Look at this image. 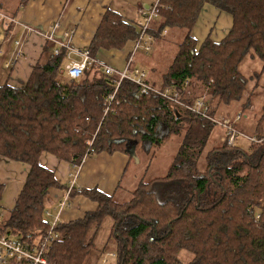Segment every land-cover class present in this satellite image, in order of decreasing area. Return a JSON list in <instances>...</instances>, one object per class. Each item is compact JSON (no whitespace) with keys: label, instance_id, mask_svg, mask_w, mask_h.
Returning <instances> with one entry per match:
<instances>
[{"label":"trees","instance_id":"16d2710c","mask_svg":"<svg viewBox=\"0 0 264 264\" xmlns=\"http://www.w3.org/2000/svg\"><path fill=\"white\" fill-rule=\"evenodd\" d=\"M159 3L152 24L157 30H182L185 36L164 73L156 77L150 69L146 82L179 91L184 106L139 95V87L127 79L115 92L117 78L108 77L98 64L81 79H69L66 50L55 56L57 46L50 40L45 59L26 82L0 85V160L30 168L8 219L0 220V236L32 249L51 227L45 218L50 190L64 187L53 170L41 165L43 154L69 163L76 172L85 159L103 152L128 153L130 165L148 158L163 141L180 139L167 174L141 179L127 203L97 189H72L71 197L82 195L98 207L83 219L55 225L57 238L42 251L49 264H85L107 217L113 221L114 264H264V107L251 134L259 143L241 148L223 141L210 151L214 124L186 108L207 96L208 115L215 117L220 107L241 104L225 118L232 123L242 115L234 122L240 131L254 106L251 83L257 87L264 75V0ZM205 5L230 14L233 26L221 42L207 38L198 46L191 33ZM139 32L138 23L108 7L88 47L90 55L96 60L102 50L133 47ZM246 58L260 60L262 69L244 76L240 67ZM182 250L193 254L190 262L179 260ZM7 264L20 263L8 256Z\"/></svg>","mask_w":264,"mask_h":264},{"label":"crops","instance_id":"0c3cea01","mask_svg":"<svg viewBox=\"0 0 264 264\" xmlns=\"http://www.w3.org/2000/svg\"><path fill=\"white\" fill-rule=\"evenodd\" d=\"M1 1L0 85L8 82L15 87L26 82L34 66L45 59L44 49L48 41L46 36L52 35L60 41L70 39L76 46L88 48L108 7L121 13L127 20L138 23L142 20L140 10H148L157 2V0H30L23 4L18 0V4L5 5L7 0ZM232 26L233 18L230 14L212 5H205L191 35L198 46L207 38L219 43L227 37ZM152 30H157L156 23L152 24ZM173 32L172 38H175V41L178 33L183 40L185 36L183 32L167 28L156 31L157 51L159 47L163 48L173 42V39L172 41L169 39ZM66 33L69 35L68 38L64 37ZM132 48L127 44L121 51L102 50L97 54L96 60L116 70H123ZM139 62L140 57L138 67ZM6 63H11L12 66L6 68ZM150 69L155 73L157 67L153 65ZM151 73L147 74L148 77H151ZM163 73L164 71H160L159 74ZM129 162L128 153L103 152L85 159L74 172L69 163L60 161L50 154H43L40 158L41 165L53 170L59 183L64 186L50 190L47 218H53L54 221L59 217V222L67 223L83 219L87 214L96 211L98 204L82 195L70 197L71 200L64 209H60L59 202L68 190L74 188L97 189L107 196H117L130 168ZM29 170L27 164L7 159L0 160V215L7 216L4 220L9 217Z\"/></svg>","mask_w":264,"mask_h":264},{"label":"built area","instance_id":"2783aa9c","mask_svg":"<svg viewBox=\"0 0 264 264\" xmlns=\"http://www.w3.org/2000/svg\"><path fill=\"white\" fill-rule=\"evenodd\" d=\"M159 1L160 0H157V2L148 10H140V15L142 18V20L138 22L140 32L123 70H116L108 65L98 62L91 57L88 48L76 46L70 39H64L60 41L54 38L52 35L46 36L47 40L54 42L57 46L54 51L55 56H57L61 50H66V76L72 80H79L90 66L93 64H98L108 77L117 78V80H115V92L119 88L121 82L127 79L131 80L139 87V95L153 94L156 96H161L173 103L184 106V104L180 102L179 91L169 88L160 90L149 85L146 82V71L138 67V51L142 50L147 53L151 50L152 45L155 43L150 31L152 22L158 17V10L160 8ZM1 18L5 17L1 16ZM56 27L58 28L59 25L57 24ZM64 37L68 38L69 35L66 33ZM5 66L6 68H9L12 66V64L6 63ZM113 97L114 94L109 96V100L111 101ZM210 99V97L204 96L193 106H186V108L201 115L204 118L210 119L214 125H220V127H222L224 130V136L222 140L230 147L241 146V148H246V145L243 143L244 141L249 144L259 143L260 140H258L256 136L247 135L235 128L234 122L240 121L242 119V115L239 114L236 120L232 123L228 119H221L220 121H217L214 117H210L208 115L210 109ZM71 191L72 189L68 190L65 197L59 202L60 209H64L70 202ZM58 222L59 217H56L51 223L49 232L40 239L41 241L39 247L36 245L34 249L30 248L28 244L0 236V264H7L8 256H14L15 260L20 264H49L44 258L42 251L50 242L57 238L54 228ZM105 262L107 261H104V263Z\"/></svg>","mask_w":264,"mask_h":264},{"label":"rangeland","instance_id":"374dc122","mask_svg":"<svg viewBox=\"0 0 264 264\" xmlns=\"http://www.w3.org/2000/svg\"><path fill=\"white\" fill-rule=\"evenodd\" d=\"M0 2H2L0 0ZM4 4V3H3ZM10 4H18V0H7L5 5ZM3 14V13H2ZM4 15V14H3ZM177 32H183L182 30H176ZM173 33H171V39L169 45L164 46L163 48L159 47V51H157L158 44H153L151 50L145 53L142 50L138 51V55L140 57L139 66L141 69L145 70L146 73H150V68H153V65L157 67L154 75L158 77L160 71H165L164 69L168 68L170 65L174 55L177 52L178 45L181 43V38L177 37V41L173 37ZM184 35V32H183ZM146 60V61H145ZM262 62L258 59L256 61H251L250 58H246L244 62L241 64L240 70L242 74L246 77L252 76L254 73L259 72L262 68ZM254 82L251 83V91L254 90L255 98H253L254 106L252 109L245 114L248 116L247 120H244L242 123V128H240V132H243L247 135H251L253 132V127L255 125L256 119L261 115L262 109L264 107V77L258 82V86H254ZM256 87V88H255ZM181 102V101H180ZM241 104L233 103L228 107L222 106L218 110L215 115V119L220 121L221 118L225 119L230 115L235 114ZM244 125V126H243ZM245 130V131H243ZM224 131L220 127V125H214V131L211 136V139L208 141L207 150H212L216 146H219L223 140ZM180 139L170 138L166 141H163L160 146L153 149L152 154L148 158L141 157V161L132 162L130 164V168L126 173L123 182L121 184V189L119 190L116 199L118 203H127L132 199V192L135 190L138 182L141 179L144 181H150L155 178L164 177L174 159V156L179 147ZM246 147H248L249 143L243 142ZM206 150V151H207ZM204 158V156H203ZM202 158V159H203ZM200 169H204V163L201 162ZM140 208H143L141 206ZM48 214H46L45 218L49 221H53V218H47ZM7 216L4 214L1 216L0 220H4ZM113 221L111 217L105 218L104 222L101 224V227L96 232V235L93 240V250L87 258L85 264H94L96 261L101 264H114L115 257L114 251L115 247L112 243H110V233ZM101 254L100 258L99 255ZM99 258V259H98ZM193 259V254L187 250H182L179 253V260L182 263H188ZM107 261V263H104Z\"/></svg>","mask_w":264,"mask_h":264},{"label":"water","instance_id":"95a60500","mask_svg":"<svg viewBox=\"0 0 264 264\" xmlns=\"http://www.w3.org/2000/svg\"><path fill=\"white\" fill-rule=\"evenodd\" d=\"M137 161V160H136Z\"/></svg>","mask_w":264,"mask_h":264}]
</instances>
